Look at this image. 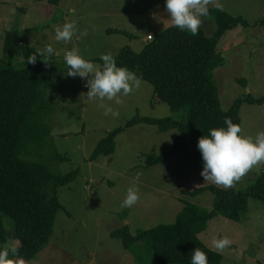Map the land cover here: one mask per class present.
Instances as JSON below:
<instances>
[{"label":"rangeland","instance_id":"obj_1","mask_svg":"<svg viewBox=\"0 0 264 264\" xmlns=\"http://www.w3.org/2000/svg\"><path fill=\"white\" fill-rule=\"evenodd\" d=\"M216 2L222 8H217ZM211 10L242 17L249 23L248 27L239 26L223 36L210 70L221 108L227 112L237 100L249 95L264 98V25L259 24L264 21V0H212ZM201 19L199 31L213 37L218 29L215 14ZM73 21L78 28L76 35L71 41H57L56 28ZM172 26L165 0H62L58 6L48 0H0V65L21 68L54 62L42 87L50 112L46 123L51 126V134L36 161L54 174L78 172L69 186L60 189L62 209L49 246L30 264H157L146 244L126 250L112 233L128 227L132 235H137L142 230L173 224L185 202L210 211L214 198L211 192L189 196L183 191L210 186L244 191L264 173V163H260L231 187L205 181L201 176L202 155L191 143L166 162L149 165L148 156L170 152L178 136L176 129L160 132L149 124L125 129L115 139L113 155L91 160L100 141L134 118L171 117L183 121L187 111L173 112L158 100L153 101V86L145 81L130 94H119L120 104L115 99L89 100L87 80L67 75L65 55L76 50L99 68L103 65L102 54L112 52L116 58L126 47L141 53L150 40ZM84 31L88 35L77 39ZM9 32L37 51L35 63L23 56L4 54ZM49 45L55 49L52 56L46 51ZM101 103L119 115H105ZM240 116L241 135L255 139L257 133L264 131V104L244 102ZM133 184L139 189L140 199L131 208L122 207L127 189ZM4 225L8 243L3 249L18 247L13 221L6 217ZM199 237L223 256L221 264H264V203L250 198L249 212L240 222L218 216ZM224 237L232 243L221 252L213 241Z\"/></svg>","mask_w":264,"mask_h":264},{"label":"trees","instance_id":"obj_2","mask_svg":"<svg viewBox=\"0 0 264 264\" xmlns=\"http://www.w3.org/2000/svg\"><path fill=\"white\" fill-rule=\"evenodd\" d=\"M61 1L48 0L53 6L60 5ZM212 12L218 26L213 37L208 38L200 31L192 35L172 26L150 40L141 53L126 47L115 58L118 67L135 71L153 86V101L158 100L173 112L185 109L186 119L136 117L100 141L91 160L113 155L115 139L125 129L149 124L158 127L160 132L178 131L173 150L147 158L149 165L164 163L180 154L188 143L197 146L198 139L207 136L210 129L226 127V118L241 126L240 110L244 102L264 104V98L254 99L249 95L237 100L229 111L222 110L210 70L223 36L239 26L248 27L249 23L226 12L211 10L209 14ZM259 24L264 25V21ZM4 54L26 59L38 55L33 47L11 32L6 34ZM53 68V61L21 68L0 65V243L2 249L8 243L4 225L8 217L13 221L19 243L16 249L24 264H30L49 246L56 217L62 209L60 189L69 186L78 173L54 174L44 163L36 161L51 134V126L46 123L50 112L42 87ZM204 192H211L214 197L210 211L185 202L173 224L142 230L137 235L124 227L113 232L112 237L121 240L126 250H133L139 243L146 244L157 264H191L196 248L207 253L208 264H221L223 256L208 248L199 236L218 216L240 222L249 212L250 198L264 203V173L248 190L210 186L193 192L185 190L183 194L197 196Z\"/></svg>","mask_w":264,"mask_h":264},{"label":"clouds","instance_id":"obj_3","mask_svg":"<svg viewBox=\"0 0 264 264\" xmlns=\"http://www.w3.org/2000/svg\"><path fill=\"white\" fill-rule=\"evenodd\" d=\"M210 3L212 0H165V10L172 25L181 31L196 35L202 24L201 17L209 15ZM215 6L222 8L218 2ZM77 31L75 21L64 23L56 28L55 38L57 41H71ZM87 35V31H84L77 36V39ZM46 51L49 56H52L55 49L49 45ZM36 59L37 55H33L28 58V61L35 63ZM100 60L103 61V65L98 68L93 61L85 59L76 50L68 52L64 57L67 75L87 80L86 86L89 89L87 99L101 101L115 99V102L120 104L122 101L119 99V94L126 96L134 89L140 88L143 83L142 75H138L127 67H118L112 52L102 54ZM90 75L91 79H87ZM99 106L104 109L105 115L111 114L113 117L119 115L118 111L107 104L101 103ZM224 124L226 127L210 129L207 136L200 137L197 148L202 155L201 176L204 180L231 187L254 166L264 163V131L257 133L253 139L241 135V126L233 124L230 118H226ZM139 176L138 173L136 180H139ZM139 199V189L133 184L127 189L122 207L131 208ZM231 243L228 237L213 241L214 247L221 252ZM0 264H24V260L18 256L15 247H10L0 249ZM191 264H208L207 253L196 248L192 252Z\"/></svg>","mask_w":264,"mask_h":264}]
</instances>
